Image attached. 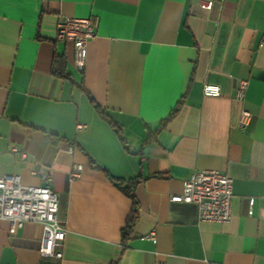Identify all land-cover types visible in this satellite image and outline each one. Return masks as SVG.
I'll return each instance as SVG.
<instances>
[{
	"label": "crops",
	"instance_id": "1",
	"mask_svg": "<svg viewBox=\"0 0 264 264\" xmlns=\"http://www.w3.org/2000/svg\"><path fill=\"white\" fill-rule=\"evenodd\" d=\"M202 1L0 0V175L50 185L67 227L59 260L40 253L42 224L0 218V264H264V0ZM91 16L79 70L57 26ZM199 169L233 178L228 222L171 201ZM110 176L138 179L126 240L133 202Z\"/></svg>",
	"mask_w": 264,
	"mask_h": 264
},
{
	"label": "built area",
	"instance_id": "2",
	"mask_svg": "<svg viewBox=\"0 0 264 264\" xmlns=\"http://www.w3.org/2000/svg\"><path fill=\"white\" fill-rule=\"evenodd\" d=\"M211 9L213 1L201 3ZM97 20L91 17H65L57 26V38L72 41L74 44V65L83 70L87 60V45L96 35ZM247 79H240L237 98L243 99L248 86ZM206 96H219L221 88L217 84L206 83L203 86ZM249 117L247 110H242L239 124L243 126ZM78 125V128H82ZM69 152L73 146H68ZM83 171V165L75 163L71 176L77 178ZM233 178L217 169L194 170L184 182L183 191L171 195L174 202L196 203L201 221L228 222L232 217ZM58 195L50 185H26L16 174L0 175V218L10 224V232L21 227L25 222L42 224L43 233L40 240V253L56 259L63 258L64 244L67 236L65 222L58 219ZM155 239L156 232L149 235Z\"/></svg>",
	"mask_w": 264,
	"mask_h": 264
},
{
	"label": "trees",
	"instance_id": "3",
	"mask_svg": "<svg viewBox=\"0 0 264 264\" xmlns=\"http://www.w3.org/2000/svg\"><path fill=\"white\" fill-rule=\"evenodd\" d=\"M65 60L63 58H57L55 61V66L53 69V72L56 75L59 76H67L66 71H65ZM179 106V105H178ZM178 106H176L172 112L170 113L169 117L173 116L177 109ZM97 109L99 111V114L109 123V125L116 130L117 133L121 132V126L115 122L100 106H97ZM163 125V124H162ZM110 178L116 183V185L128 196L131 198L133 202V208L132 212L129 215V218L127 220V224L125 228L123 229V235L125 240L129 237L132 228L135 224L136 218H137V201L135 198L134 194V189L137 184L138 179L137 178H132L129 180H123V179H115L110 176Z\"/></svg>",
	"mask_w": 264,
	"mask_h": 264
}]
</instances>
